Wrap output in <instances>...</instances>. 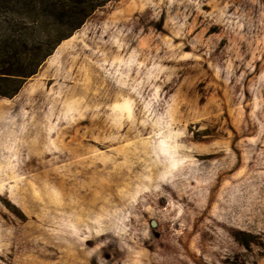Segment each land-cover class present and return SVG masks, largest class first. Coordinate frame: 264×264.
I'll list each match as a JSON object with an SVG mask.
<instances>
[{
	"label": "rangeland",
	"instance_id": "obj_1",
	"mask_svg": "<svg viewBox=\"0 0 264 264\" xmlns=\"http://www.w3.org/2000/svg\"><path fill=\"white\" fill-rule=\"evenodd\" d=\"M0 264H264V0H0Z\"/></svg>",
	"mask_w": 264,
	"mask_h": 264
},
{
	"label": "trees",
	"instance_id": "obj_2",
	"mask_svg": "<svg viewBox=\"0 0 264 264\" xmlns=\"http://www.w3.org/2000/svg\"><path fill=\"white\" fill-rule=\"evenodd\" d=\"M96 7H97V5L93 6V7H92V10L96 9ZM84 21H85V20H81V21H79V25H82V24L84 23Z\"/></svg>",
	"mask_w": 264,
	"mask_h": 264
}]
</instances>
